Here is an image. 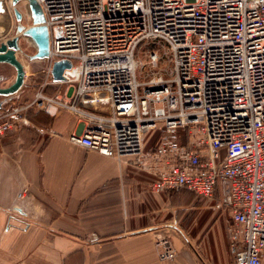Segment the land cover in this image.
<instances>
[{"label": "built area", "instance_id": "2783aa9c", "mask_svg": "<svg viewBox=\"0 0 264 264\" xmlns=\"http://www.w3.org/2000/svg\"><path fill=\"white\" fill-rule=\"evenodd\" d=\"M37 1L50 33L45 79L1 111L0 140L32 110H67L73 144L148 175L154 192L215 202L230 217L232 264H262L264 0ZM56 62L71 65L61 81ZM156 246L161 259L177 255L166 236Z\"/></svg>", "mask_w": 264, "mask_h": 264}, {"label": "crops", "instance_id": "0c3cea01", "mask_svg": "<svg viewBox=\"0 0 264 264\" xmlns=\"http://www.w3.org/2000/svg\"><path fill=\"white\" fill-rule=\"evenodd\" d=\"M33 123L0 140V264H216L197 255L175 218V195L194 193L154 192L148 175L73 144L78 121L67 110L49 126ZM163 236L173 259L159 256Z\"/></svg>", "mask_w": 264, "mask_h": 264}, {"label": "rangeland", "instance_id": "374dc122", "mask_svg": "<svg viewBox=\"0 0 264 264\" xmlns=\"http://www.w3.org/2000/svg\"><path fill=\"white\" fill-rule=\"evenodd\" d=\"M24 4L21 3L20 6L23 8ZM31 23L29 17H24V25L28 27ZM15 35L16 19L11 4L8 0H0V41L10 39ZM19 44L27 54L32 55L36 52L33 41L25 36L20 37ZM19 58L25 66V84L5 108L10 107L13 103L21 104L31 100L35 92L39 89V85L45 79L44 71L47 66L45 60L29 61L22 55H19ZM61 69L62 66H56V73H60ZM141 73H143V70H141ZM0 75L5 77V80L0 82V86H8L14 81L16 72L12 67L0 65ZM29 115L33 116L34 121L28 118L32 122H35V124L33 123L34 125L45 122L44 124L49 126V121L52 119V115L44 110H32L29 112ZM157 140L158 134L155 133L147 141L146 149L154 148ZM177 194L175 195L177 198L175 197V200L172 201V206L176 210L175 218L181 220L179 224L184 226V239L189 240V244H193L197 255L209 259L211 262L214 261L216 264H232V256L229 251L228 230L230 221L228 216L214 214L212 204L200 198L196 199L189 193L180 191ZM181 197L185 198V200H182ZM13 223L14 225H9L10 231L17 225L16 222ZM7 233L8 231L4 234ZM169 240L171 241L170 238Z\"/></svg>", "mask_w": 264, "mask_h": 264}, {"label": "water", "instance_id": "95a60500", "mask_svg": "<svg viewBox=\"0 0 264 264\" xmlns=\"http://www.w3.org/2000/svg\"><path fill=\"white\" fill-rule=\"evenodd\" d=\"M26 2L30 11L31 25L23 24L24 15L18 5ZM13 13L16 19V35L10 39L0 41V65L12 67L16 76L14 81L8 86H0V113L5 109L6 104L13 100L25 82V66L19 55L29 61H43L48 59L50 53V33L45 24V17L37 0H12ZM25 36L31 39L36 47V52L32 55L27 54L21 48L20 37ZM56 66H62L60 73H56ZM67 62H56L52 74L54 81L63 79L62 72L65 68H70Z\"/></svg>", "mask_w": 264, "mask_h": 264}, {"label": "flooded vegetation", "instance_id": "af4514ba", "mask_svg": "<svg viewBox=\"0 0 264 264\" xmlns=\"http://www.w3.org/2000/svg\"><path fill=\"white\" fill-rule=\"evenodd\" d=\"M4 80H5V77H4L3 75H0V82H2V81H4ZM8 104H9V103H8ZM8 104H6L5 107H7Z\"/></svg>", "mask_w": 264, "mask_h": 264}, {"label": "trees", "instance_id": "16d2710c", "mask_svg": "<svg viewBox=\"0 0 264 264\" xmlns=\"http://www.w3.org/2000/svg\"><path fill=\"white\" fill-rule=\"evenodd\" d=\"M31 120H33L34 121V119H33V116L32 115H29L28 116ZM51 122V120L49 121V123Z\"/></svg>", "mask_w": 264, "mask_h": 264}]
</instances>
